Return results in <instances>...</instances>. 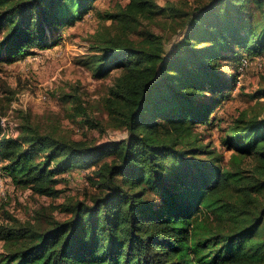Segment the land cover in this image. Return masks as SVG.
<instances>
[{
    "label": "trees",
    "instance_id": "trees-1",
    "mask_svg": "<svg viewBox=\"0 0 264 264\" xmlns=\"http://www.w3.org/2000/svg\"><path fill=\"white\" fill-rule=\"evenodd\" d=\"M94 1L0 0V62L52 48L75 17L70 7L82 16ZM204 1L184 12L128 0L102 15L122 33L97 40L90 67L96 79L120 70L105 108L125 138L65 139L27 112L16 136L0 124L2 179L56 198L55 177L83 168L95 189L89 201L62 205L69 217L49 219L41 231L1 224L0 264H264L263 109L244 110L222 128L228 158L196 129L210 124L220 103L201 98L229 91L222 52L235 57L236 69L242 56H264V0ZM159 14L181 20L170 52L162 35L139 27ZM74 112L86 118L83 107Z\"/></svg>",
    "mask_w": 264,
    "mask_h": 264
},
{
    "label": "rangeland",
    "instance_id": "rangeland-1",
    "mask_svg": "<svg viewBox=\"0 0 264 264\" xmlns=\"http://www.w3.org/2000/svg\"><path fill=\"white\" fill-rule=\"evenodd\" d=\"M127 2L96 0L90 5L89 12L82 16L76 15L77 8L70 7L69 13L75 17L59 28L60 36L55 46L43 50L32 49L11 63L0 62V117L9 124L8 133L17 135L15 126L20 124L23 113L27 112L33 124L40 125L42 130L54 129L58 136L65 139L100 144L125 138L127 131L115 126L116 122L109 117L105 108V100L119 78L120 70L113 69L107 76L96 79L90 65L99 56V51L94 49L97 40L122 33L116 22L103 19L102 15L114 13L118 5L123 6ZM156 3L191 12L205 1L156 0ZM180 23L181 20L174 23L159 14L150 25L142 21L139 27L148 26L156 35H162L170 52L181 33ZM130 36L133 38L132 34ZM245 57L242 56L243 64L236 69L235 65H231L235 57L222 52L220 62L226 60L222 64V81L226 86L230 85L229 91L224 97L207 92L201 98L220 100L210 116V124H202L196 129L203 142L211 144L225 158L229 157L231 151L219 144L222 128L227 127L244 110L260 112L263 109L259 118L264 119V56L260 59ZM74 97L80 99L78 103L73 102ZM78 105L84 108L86 118L75 116L74 109ZM86 119L92 123H87ZM90 171L74 168L55 177L59 180L55 188L60 191L56 198L34 195L28 187L15 186L10 178L2 179L0 225L16 229L31 227L41 231L48 227L49 219L57 222L67 219L69 214L62 210V205L89 201V197L95 193L88 182ZM6 251V244L0 240V255Z\"/></svg>",
    "mask_w": 264,
    "mask_h": 264
},
{
    "label": "built area",
    "instance_id": "built-area-1",
    "mask_svg": "<svg viewBox=\"0 0 264 264\" xmlns=\"http://www.w3.org/2000/svg\"><path fill=\"white\" fill-rule=\"evenodd\" d=\"M247 58V57H245ZM243 64V59L241 58V63H240V66ZM0 124L2 127H5L6 125H8L9 127V124L5 121V118H0ZM2 186H3V181H2V177H0V191L2 189Z\"/></svg>",
    "mask_w": 264,
    "mask_h": 264
}]
</instances>
